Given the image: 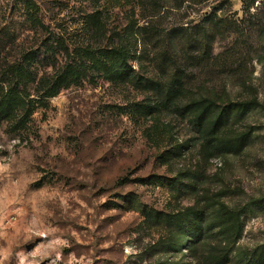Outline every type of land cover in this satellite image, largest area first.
<instances>
[{"label":"rangeland","instance_id":"rangeland-1","mask_svg":"<svg viewBox=\"0 0 264 264\" xmlns=\"http://www.w3.org/2000/svg\"><path fill=\"white\" fill-rule=\"evenodd\" d=\"M34 3L46 28L28 19V0H0V77L33 53L30 68L51 78L68 59L64 48L50 57L56 40L72 55L78 47H123L129 67L90 71L46 99L21 132L0 122V264H158L166 257L210 264L201 246L199 259L160 252L163 231L146 222L142 205L193 207L206 217L222 204L243 207L237 245L257 253L264 246V0ZM177 69L194 97L258 102L219 127L247 135L241 153L209 158L188 116L145 113L154 102L148 82ZM226 264L244 262L233 252Z\"/></svg>","mask_w":264,"mask_h":264},{"label":"trees","instance_id":"trees-1","mask_svg":"<svg viewBox=\"0 0 264 264\" xmlns=\"http://www.w3.org/2000/svg\"><path fill=\"white\" fill-rule=\"evenodd\" d=\"M29 4L31 0H28L27 5L28 19L33 24L46 28L45 23L38 17V7H34L35 3L30 6ZM59 48H64L68 59L49 79L44 76L38 78V74L30 68L29 61L36 59L33 53L27 55L25 63L1 75L0 83H5L7 88L0 93V122L6 121L11 131L24 130L32 115L46 99L56 96L63 88L79 83L90 71L94 70L98 75H108L127 71L129 67L130 54L123 47L114 46L100 50L78 47L72 55L62 41L56 40L55 44H50L47 48L51 58H55ZM184 74L182 69H177L171 78L149 81L148 84L151 83L154 91V102L144 107L145 113L171 109L188 116L203 138V148L209 153V158L241 153L246 147L247 135L221 133L219 127L227 122H238L249 109L258 105V102L227 99L221 104L214 98L194 97L184 84ZM139 208L145 214L146 222L162 229L163 233L157 241V246L164 254L192 252V256L199 259L195 252L201 246L203 249H209L204 256L210 264H226L233 252L244 264H264V246L259 248L257 253L254 250L249 255H245L238 248L237 243L244 230L243 207L222 204L211 217H206L203 212H197L193 207L176 212L148 209L144 205ZM184 249L186 251H183ZM209 254L212 256L208 257ZM158 264L180 262L166 257L158 261Z\"/></svg>","mask_w":264,"mask_h":264}]
</instances>
